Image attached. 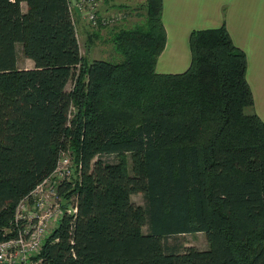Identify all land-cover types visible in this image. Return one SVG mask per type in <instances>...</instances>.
<instances>
[{"label": "trees", "instance_id": "16d2710c", "mask_svg": "<svg viewBox=\"0 0 264 264\" xmlns=\"http://www.w3.org/2000/svg\"><path fill=\"white\" fill-rule=\"evenodd\" d=\"M141 3L142 21L109 32L120 59L86 62L68 0H0V239L68 151L81 171L58 193L76 212L42 264H264V122L245 112V54L224 26L193 30L188 68L157 73L162 0ZM195 232L207 249L164 244Z\"/></svg>", "mask_w": 264, "mask_h": 264}, {"label": "crops", "instance_id": "0c3cea01", "mask_svg": "<svg viewBox=\"0 0 264 264\" xmlns=\"http://www.w3.org/2000/svg\"><path fill=\"white\" fill-rule=\"evenodd\" d=\"M68 2L79 45L82 39L85 48L91 47L86 44L92 45L99 29H89L74 7L75 0ZM111 5L110 0H103L99 12L111 11ZM161 21L167 40L155 64L160 74H178L188 68L191 31L224 26L233 44L245 54L244 74L253 97L247 114H256L264 122V0H162ZM27 60L32 66L16 65L18 69L32 68L33 62Z\"/></svg>", "mask_w": 264, "mask_h": 264}, {"label": "built area", "instance_id": "2783aa9c", "mask_svg": "<svg viewBox=\"0 0 264 264\" xmlns=\"http://www.w3.org/2000/svg\"><path fill=\"white\" fill-rule=\"evenodd\" d=\"M102 2L75 0L74 7L92 27H104L123 17L119 11L100 13ZM80 171V164L74 163L68 151L60 152L52 172L14 208L12 222L5 231L9 237L0 239V264H42L38 254L43 241L65 213L76 212L75 201L70 202V199L68 207H62L58 187L64 181L77 179Z\"/></svg>", "mask_w": 264, "mask_h": 264}, {"label": "rangeland", "instance_id": "374dc122", "mask_svg": "<svg viewBox=\"0 0 264 264\" xmlns=\"http://www.w3.org/2000/svg\"><path fill=\"white\" fill-rule=\"evenodd\" d=\"M110 1L114 5L110 6V8L112 10L108 11V12L119 11L120 13H122L123 17L117 21H114L112 23L104 25V27H96V26L92 27L85 21L86 24L88 25L89 29H91V28H92V30L99 29V31H100V32H98V35H97L99 39L98 38L94 39L92 45H90V43L86 44V45L91 46V47L85 48L82 39L79 40V42H80V45H79L80 46V53L82 55H83V53L84 54L87 53L86 56H84V59L86 62H90L91 60H93V58H97L100 60H107V61H111V62L118 61L120 59V55L117 54L114 50V47L112 45V37H111L112 33L109 35L110 30H112V32H113L117 28H121L124 25L126 27H128L137 21H142L143 18L136 17V12H139V13H142L145 15L144 8H142V9L138 8L139 5H142L141 2H143V0H110ZM24 4L21 6L22 11H25L26 6ZM107 8H108L107 5H104L103 9L106 10ZM100 13H102V12L100 11ZM103 13H105V12H103ZM80 16H81V14H80ZM81 18H82V16H81ZM129 21H133V22L129 23ZM19 47L20 46L17 45V48H16V53H17L16 65L23 67V68H27V67L32 66V63L29 60L22 57L20 50H19L20 49ZM71 84H72V82L69 81L67 83L66 89H70ZM248 111H249V108H246L245 112L247 113ZM111 160L112 159H109L108 161H111ZM69 199H70V202L75 201V197L71 196L67 200H65V202L69 203ZM62 201H64V200L61 197V202ZM131 201L133 203H135L136 205H140V206H144V204H145V199L142 196V194H140V193H136V194L131 195ZM46 210H48V209H46ZM47 227H50V225H48ZM142 230H143V232H147L148 227L143 226ZM163 241H164L165 245H167L168 247H172L176 250H182L185 247L189 248V246L195 247L199 250H205L208 248V243H207L206 237H205L204 233H202V232L186 233V234H180V235H176V236H168V237L164 238Z\"/></svg>", "mask_w": 264, "mask_h": 264}]
</instances>
